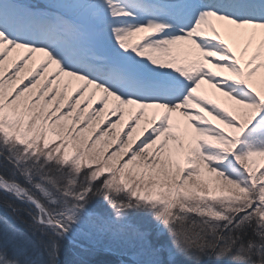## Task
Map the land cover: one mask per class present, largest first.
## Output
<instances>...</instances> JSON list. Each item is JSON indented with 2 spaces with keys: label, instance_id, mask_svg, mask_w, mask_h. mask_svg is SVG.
Instances as JSON below:
<instances>
[{
  "label": "snow or ice",
  "instance_id": "snow-or-ice-1",
  "mask_svg": "<svg viewBox=\"0 0 264 264\" xmlns=\"http://www.w3.org/2000/svg\"><path fill=\"white\" fill-rule=\"evenodd\" d=\"M0 202V264H264V0H0Z\"/></svg>",
  "mask_w": 264,
  "mask_h": 264
},
{
  "label": "trees",
  "instance_id": "trees-1",
  "mask_svg": "<svg viewBox=\"0 0 264 264\" xmlns=\"http://www.w3.org/2000/svg\"><path fill=\"white\" fill-rule=\"evenodd\" d=\"M0 217H4L14 223L17 228L24 230L25 225L16 220L10 211L2 202H0ZM3 228V225H0V229ZM81 241V240H80ZM85 245L91 246L89 241H81ZM88 251H84L80 247H74L70 242L64 243V249L61 254V260L67 262H74L78 264L79 261H84L86 264H105L107 261H115L117 258L115 256L106 255L101 251H96L93 248H87Z\"/></svg>",
  "mask_w": 264,
  "mask_h": 264
},
{
  "label": "rangeland",
  "instance_id": "rangeland-1",
  "mask_svg": "<svg viewBox=\"0 0 264 264\" xmlns=\"http://www.w3.org/2000/svg\"><path fill=\"white\" fill-rule=\"evenodd\" d=\"M80 239L85 240V238H80Z\"/></svg>",
  "mask_w": 264,
  "mask_h": 264
}]
</instances>
